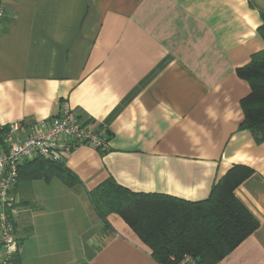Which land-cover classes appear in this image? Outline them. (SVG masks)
<instances>
[{
    "label": "crops",
    "instance_id": "1",
    "mask_svg": "<svg viewBox=\"0 0 264 264\" xmlns=\"http://www.w3.org/2000/svg\"><path fill=\"white\" fill-rule=\"evenodd\" d=\"M5 4L0 127L53 118L68 101L111 137L105 154L66 157L77 187L18 182L15 264H159L119 215L103 224L88 192L113 178L197 202L238 165L252 173L235 195L260 226L218 264H264V142L239 129L250 87L237 75L264 50V0Z\"/></svg>",
    "mask_w": 264,
    "mask_h": 264
},
{
    "label": "trees",
    "instance_id": "2",
    "mask_svg": "<svg viewBox=\"0 0 264 264\" xmlns=\"http://www.w3.org/2000/svg\"><path fill=\"white\" fill-rule=\"evenodd\" d=\"M237 75L250 87L249 95L241 102L244 120L239 129L250 132L257 143H262L264 50L254 54L248 65L237 69ZM110 138L107 135V139ZM251 173L248 167L234 166L214 184L207 199L197 202L170 195L133 192L113 178L88 192V196L105 226L109 227V215H119L159 264H176L185 255L195 258L197 264H218L260 226L235 195V190ZM53 179L68 188L81 185L79 177L64 162L38 160L20 169L19 183L35 180L48 183Z\"/></svg>",
    "mask_w": 264,
    "mask_h": 264
},
{
    "label": "built area",
    "instance_id": "3",
    "mask_svg": "<svg viewBox=\"0 0 264 264\" xmlns=\"http://www.w3.org/2000/svg\"><path fill=\"white\" fill-rule=\"evenodd\" d=\"M5 12V0H0V28ZM109 142L68 101L61 103L58 115L53 118L29 125L17 122L0 127V264H15L23 251L16 237L20 209L14 194L21 167L38 160L62 163L80 146L109 152ZM176 264H197V261L185 255Z\"/></svg>",
    "mask_w": 264,
    "mask_h": 264
},
{
    "label": "rangeland",
    "instance_id": "4",
    "mask_svg": "<svg viewBox=\"0 0 264 264\" xmlns=\"http://www.w3.org/2000/svg\"><path fill=\"white\" fill-rule=\"evenodd\" d=\"M30 186H31V185H27V183H22V184L20 185L19 191H21V190H22V191L29 190V189L31 188ZM33 186H35V185H33ZM41 186L44 187V186H46V185H45V183H42V182H41V183H38V185H36L35 188L37 189V188H40ZM26 197H27V196H26Z\"/></svg>",
    "mask_w": 264,
    "mask_h": 264
}]
</instances>
